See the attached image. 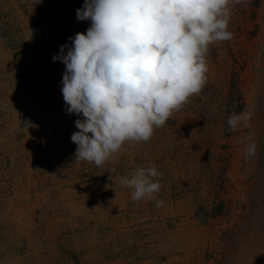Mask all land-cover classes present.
<instances>
[{
	"label": "rangeland",
	"instance_id": "1",
	"mask_svg": "<svg viewBox=\"0 0 264 264\" xmlns=\"http://www.w3.org/2000/svg\"><path fill=\"white\" fill-rule=\"evenodd\" d=\"M227 30L202 90L100 167L75 159L80 117L45 85L0 83V264H264V0L231 7ZM150 163L162 207L120 183Z\"/></svg>",
	"mask_w": 264,
	"mask_h": 264
},
{
	"label": "clouds",
	"instance_id": "2",
	"mask_svg": "<svg viewBox=\"0 0 264 264\" xmlns=\"http://www.w3.org/2000/svg\"><path fill=\"white\" fill-rule=\"evenodd\" d=\"M240 0H84L78 21L86 32L69 37L53 61L65 65L61 92L75 120V159L103 166L126 142L148 141L205 85L209 46L230 40L231 7ZM251 112L228 117L229 130ZM244 141L241 140V143ZM256 153L252 141L245 156ZM154 163L120 177L131 199L164 201Z\"/></svg>",
	"mask_w": 264,
	"mask_h": 264
},
{
	"label": "crops",
	"instance_id": "3",
	"mask_svg": "<svg viewBox=\"0 0 264 264\" xmlns=\"http://www.w3.org/2000/svg\"><path fill=\"white\" fill-rule=\"evenodd\" d=\"M83 3L84 0H0V83L8 89H24L33 83L45 85L50 91L49 101L63 104L61 81L65 65L54 62L52 57L61 45H71L70 36L86 32L90 26V21L76 18V10ZM33 93L35 96L37 90ZM22 94L14 92V100Z\"/></svg>",
	"mask_w": 264,
	"mask_h": 264
},
{
	"label": "trees",
	"instance_id": "4",
	"mask_svg": "<svg viewBox=\"0 0 264 264\" xmlns=\"http://www.w3.org/2000/svg\"><path fill=\"white\" fill-rule=\"evenodd\" d=\"M232 87H233V86H232ZM221 204H222V203H220V205H221ZM223 211H224V209H222L221 206H220L219 208L212 209V210L210 211V216L215 217V216H217V215L223 213Z\"/></svg>",
	"mask_w": 264,
	"mask_h": 264
}]
</instances>
